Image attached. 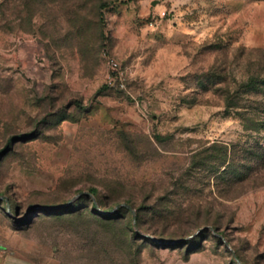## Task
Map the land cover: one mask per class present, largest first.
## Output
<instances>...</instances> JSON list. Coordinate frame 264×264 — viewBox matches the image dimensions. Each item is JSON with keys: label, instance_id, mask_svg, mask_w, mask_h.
<instances>
[{"label": "rangeland", "instance_id": "rangeland-1", "mask_svg": "<svg viewBox=\"0 0 264 264\" xmlns=\"http://www.w3.org/2000/svg\"><path fill=\"white\" fill-rule=\"evenodd\" d=\"M263 80L264 0H0V264H264Z\"/></svg>", "mask_w": 264, "mask_h": 264}, {"label": "water", "instance_id": "water-1", "mask_svg": "<svg viewBox=\"0 0 264 264\" xmlns=\"http://www.w3.org/2000/svg\"><path fill=\"white\" fill-rule=\"evenodd\" d=\"M88 193H89V192H81L76 198H74V199L72 200V202L75 201V200H77V198L83 196L84 194H88ZM120 206H121V207L124 206V207H127V208L131 209L132 212L136 215V210H135L131 205H129V204H121Z\"/></svg>", "mask_w": 264, "mask_h": 264}, {"label": "built area", "instance_id": "built-area-1", "mask_svg": "<svg viewBox=\"0 0 264 264\" xmlns=\"http://www.w3.org/2000/svg\"><path fill=\"white\" fill-rule=\"evenodd\" d=\"M165 14V13H164ZM151 25L153 26L154 23L152 22ZM109 63L113 69H116L118 67V63L114 59H110Z\"/></svg>", "mask_w": 264, "mask_h": 264}, {"label": "trees", "instance_id": "trees-1", "mask_svg": "<svg viewBox=\"0 0 264 264\" xmlns=\"http://www.w3.org/2000/svg\"><path fill=\"white\" fill-rule=\"evenodd\" d=\"M262 87H264V80H263V86ZM93 192L91 193V194H93V193H95L96 192V189H93L92 190ZM90 193H88V194H84L83 196H81V197H85V196H88ZM122 207H124V206H122ZM136 210V209H135ZM136 212H137V210H136Z\"/></svg>", "mask_w": 264, "mask_h": 264}]
</instances>
